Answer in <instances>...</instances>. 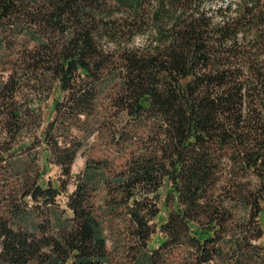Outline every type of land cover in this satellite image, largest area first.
<instances>
[{"label": "trees", "instance_id": "16d2710c", "mask_svg": "<svg viewBox=\"0 0 264 264\" xmlns=\"http://www.w3.org/2000/svg\"><path fill=\"white\" fill-rule=\"evenodd\" d=\"M42 141L64 177L8 163L0 264H115L116 229L133 264H264V0H0V161Z\"/></svg>", "mask_w": 264, "mask_h": 264}, {"label": "rangeland", "instance_id": "374dc122", "mask_svg": "<svg viewBox=\"0 0 264 264\" xmlns=\"http://www.w3.org/2000/svg\"><path fill=\"white\" fill-rule=\"evenodd\" d=\"M65 92L62 91V89H59V86L56 85V87L53 89V91L51 92V94L49 95V97L45 98L44 96L40 97L42 106H41V111H42V115L44 116L42 118V125H41V129H43L49 122L50 119H52V117L55 115L54 109H53V104L55 102V100L57 99H62L63 95ZM95 118L90 117L89 120L84 121L85 117L82 116L81 119L77 120V124H75V132L76 134L82 135V136H87L89 139H92L94 134H95V125L93 124ZM84 121V122H83ZM91 123V124H90ZM35 130V128H34ZM39 130V131H40ZM33 131V130H32ZM30 131V132H32ZM35 132V131H34ZM33 132V133H34ZM33 137V136H32ZM32 140L34 139H29V137L26 139V143L30 144L32 142ZM36 141V140H35ZM37 142H34V144H36ZM42 145H38L35 147H27L24 150H22L21 148H19L18 154L13 156V157H9V159H4L2 160V162L0 161V206H3L2 204V197L4 194L9 193V186L10 183L8 184L6 182L7 177H10V167H9V162H14V161H18V158L21 159V162L24 161H29L30 158H28L29 153L31 151V157H34L36 159H38L37 161L40 162L41 167L44 168V176L41 178V182L42 183H46L48 179H52L54 183H57V179H59L60 177H64L62 175V171H61V167L59 165H57V163H55L54 161H52L50 158L48 157L47 152H43L42 148H44V142L42 141L41 143ZM86 147V146H85ZM18 148V146H17ZM85 149V148H83ZM83 149L79 152L76 160L74 161V164L72 165V173H78L79 171H81V169L84 167L85 164V160H86V153L83 152ZM105 150V149H103ZM23 152V153H22ZM43 152V153H42ZM103 151H100L99 153H101ZM31 160V159H30ZM75 188V184L73 182V180L71 179L68 184L67 187L64 191H62V193L58 196V200L61 203L62 207L66 206V199H67V195L69 191H73ZM165 189H162V200L160 202V207H161V212L158 214V216L156 217L155 221L157 223V232L152 236L151 239V245L152 246H158L159 241L161 240V231L159 230V226L160 223L165 220V218L167 217L168 214V207L165 205V201H164V195H165ZM104 191L101 190L97 196V201L99 203L103 202V196H104ZM31 203V202H30ZM67 213H69V210H67ZM119 233V234H118ZM116 243H117V250H115L118 254V257L116 259L115 264H133V250L128 249L126 246H128V244H126L125 241H128L127 239V234L125 233V231L123 230H119V232L116 229ZM109 247L113 248V238L109 239ZM263 242H264V237H263Z\"/></svg>", "mask_w": 264, "mask_h": 264}]
</instances>
